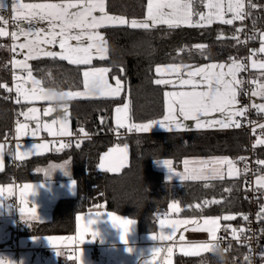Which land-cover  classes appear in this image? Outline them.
<instances>
[{"label": "snow or ice", "instance_id": "6c2138e0", "mask_svg": "<svg viewBox=\"0 0 264 264\" xmlns=\"http://www.w3.org/2000/svg\"><path fill=\"white\" fill-rule=\"evenodd\" d=\"M203 5L207 9L206 12L200 11L198 5ZM4 7L3 0H0V8ZM261 7L253 0H147V11L143 19L128 20L124 16L110 15L106 11L105 0H60L59 3L45 2V3H23L22 0H14L12 4L13 19L16 21H24L27 27L19 26V32L13 31L11 33L14 41L18 40L20 36L24 37V43L19 44L21 50L27 49V55L23 61H13L14 67H19L27 71V78L14 76V80L19 81L15 85L17 93V103L21 99L27 103L33 101H48V98L43 94L44 88L42 82L33 77L28 64L29 59H35L43 55L50 58H59L62 61H67L72 65H91L94 58L100 60L107 59L109 47L105 37L99 31L108 26H123L126 25L133 29L149 30L157 26H166L168 29L180 28L182 26L192 28H205L213 23H220L231 25L234 21H243L245 18L252 15V9ZM99 13L96 15L95 13ZM230 13L231 18H225L226 14ZM0 20H3L0 17ZM5 24L6 20L3 21ZM41 22H46L47 27H40ZM256 20H253V34L246 36L245 41H241L239 33L243 31L242 28L236 29V34L232 39L236 40L237 44L245 43L247 40H260V48L253 49L252 55L257 51L264 53V31H255ZM8 32L5 28L0 27V37L7 36ZM223 33L218 35L217 39H223ZM74 42V43H73ZM59 45L60 51L46 50L44 45ZM15 48V46H14ZM13 48V50H14ZM205 58L207 45L196 44L193 46ZM184 51V49H181ZM251 59V57H249ZM229 63H208L202 66L186 65L183 63H170L163 66H157L155 72L159 78L154 80L156 85L167 86L171 85L174 89L179 87L180 90L165 91L164 104L165 113L162 119H153L147 123L138 124L131 120V106L130 102L124 103L122 107H116L114 110V122L116 130L125 128L131 132H148L154 125L159 124L165 130L172 131H187L190 127L186 124L187 121L195 122V128H240L241 123L235 119L237 116H244L247 108H236L238 103V95L242 88L244 81L238 79L239 73L246 70V65L236 58H229ZM253 69L264 70V62L256 60L251 61ZM111 71L108 67H89L83 71V87L84 91H68L66 95L69 99L82 98H97L99 97H117L124 88L120 78L115 79V87L108 81V73ZM123 71V69H121ZM261 76H264V71H261ZM175 77V79L167 77ZM31 82L32 87L27 88L26 84ZM257 90L252 92L253 96H260L264 98V83H258ZM0 87H7L0 85ZM9 92L11 88L7 89ZM253 107L258 111L264 112V104H253ZM39 110L35 107L28 108L27 111L20 113L24 117L25 122L17 121L16 134L17 137L28 136L36 137L41 131H46L50 136H72V132L68 126V106L63 114H57L48 121H41ZM54 113L52 105L44 108L43 115L45 117ZM214 113H219V119H206ZM27 121H35L34 127L30 126ZM101 123H105L101 117ZM59 124V128L55 129L53 126ZM260 127L264 129V124ZM79 131L87 136L83 128ZM81 141L78 139L75 142V147H80ZM257 144H264V139H258ZM17 150L21 145L17 144ZM72 147V143L60 142L58 147L54 150L59 152L64 149ZM255 147V145H254ZM33 151H25L23 155L38 154L42 151H47L50 148L49 143H35ZM4 145H0V169L3 167ZM241 159H244L241 157ZM128 162V146L127 144L117 145L110 148L108 152L100 157L98 168L106 172H118L127 166ZM158 165H163L169 173L179 176L182 181L198 180L211 181L223 180L225 178L224 165L227 167V175L229 177L238 176L239 169L236 168L235 163L226 158H212L209 160H188L183 161V172H177L173 167L171 159H163L156 161ZM259 165H264V160H258ZM70 161L66 160L60 165H51V168L61 169L65 175H69L68 165ZM38 171H42L38 169ZM245 172L248 171L245 165ZM171 177H169L170 179ZM259 188H264V176H260L256 181ZM76 182L72 181V188L74 189ZM205 187L209 184L205 183ZM33 189V185L25 184L21 191V204L19 208L21 218H24L25 213L30 214L31 219L39 220L35 207L28 206V200L25 199V192ZM226 191H231L226 189ZM34 192V191H32ZM31 192V193H32ZM204 205L218 204V200H206ZM97 207H102L99 205ZM196 207H201L197 205ZM170 208L174 212H179L180 207L176 203H172ZM261 212L264 213V205L261 206ZM104 213L90 211L86 219L87 225L91 226L96 220L91 217H100ZM109 220L114 227L121 230V240L126 241V236L130 232L135 220L129 218H122L112 212L107 213ZM261 216L258 214V219ZM78 225L84 219L81 216L76 217ZM220 219L233 220L235 216L225 215L223 217L204 218L201 224L198 220H166L160 219L159 224L164 226L167 224L171 231L167 235H161V240H173L180 226L193 224L195 227L193 231H207L210 240H220L222 237H217V232L220 230ZM243 219L248 220V216L244 215ZM241 232L243 229L240 230ZM79 242H85V233L88 228L80 227ZM99 233L92 230L90 232L91 238L94 240ZM156 240V236L151 237ZM232 238L239 240V234L235 228L232 229ZM49 244L55 247V242L60 239L56 237L46 238ZM68 241H72L73 237H67ZM180 241L184 240V236H180ZM212 244H189L182 245L181 251L185 255H198L201 250H211ZM131 251V249H129ZM160 248H154L153 255L160 253ZM227 251V249H226ZM251 253V249L249 250ZM169 259L163 264H171L170 257L173 252L172 247L166 249ZM264 258V252L260 253ZM82 251L77 260H81ZM248 264H251L250 256L244 257ZM0 264H4L0 261ZM149 264V262H147Z\"/></svg>", "mask_w": 264, "mask_h": 264}, {"label": "trees", "instance_id": "16d2710c", "mask_svg": "<svg viewBox=\"0 0 264 264\" xmlns=\"http://www.w3.org/2000/svg\"><path fill=\"white\" fill-rule=\"evenodd\" d=\"M261 6L252 9V19L256 27L264 29V0H257ZM147 0H107L108 10L123 14L128 18L142 17L146 12ZM108 40V57L96 60L95 63L111 67V75H119L125 83V91L120 98H80L71 101V119L73 132L83 128L91 135L79 138L80 147H75L78 139H72V147L67 154L73 158L75 175L78 179V194L73 198L61 200L54 220L37 225L36 231L54 233L72 231L76 214L90 207L104 205L106 208L129 215L138 222L142 232L154 230L160 210L167 207L171 200L178 199L182 204H192L196 200L214 195H224V200L215 206L226 209H238L247 212L250 201L246 196L244 180H211L209 182L188 180L171 181L164 172L156 168L159 158H171L176 163L190 155H208L221 152L215 144L228 134L214 131L203 132H154L137 133L114 137L127 143L131 149L129 165L118 173L102 171L98 168L101 152L116 142L111 134L114 107L123 100L131 106V119L143 122L156 119L164 114V88L156 85L155 65L158 63L180 60L204 61L212 58H227L237 55L245 58L246 50L236 40L231 39L226 52L216 51V32L214 28H175L166 26L155 28L133 29L126 25L104 28ZM200 41H207L206 55H201L193 46ZM6 38H0V139L11 137L14 117L18 105L8 98L11 69L9 49ZM221 47V45H220ZM184 49V51H181ZM35 74L44 86L49 84L62 89L81 88L83 86L82 66L72 65L57 58H37L33 62ZM123 69V71H121ZM101 117L105 123H101ZM230 134V133H229ZM244 137V134H241ZM242 142V153L247 142V134ZM242 141V139H241ZM44 156L37 159L45 160ZM50 156V154H49ZM10 167V166H9ZM9 179L10 173H4ZM205 183L209 187H205ZM230 184V191L225 188ZM135 205L132 206V205ZM264 221V218H263ZM20 226L18 234L23 231ZM34 231V230H33ZM245 249L235 244L226 251L239 264H245ZM214 254L193 257H178V264H196L204 261H215Z\"/></svg>", "mask_w": 264, "mask_h": 264}, {"label": "crops", "instance_id": "0c3cea01", "mask_svg": "<svg viewBox=\"0 0 264 264\" xmlns=\"http://www.w3.org/2000/svg\"><path fill=\"white\" fill-rule=\"evenodd\" d=\"M14 0H3L4 7L0 8L3 11V20H6L7 23L0 24V27H3L7 30L8 35L3 36L0 38H6L7 39V46L9 49V53L13 51V54L9 57V63H10V69H11V79L13 81V87L15 90V85L19 81L14 80V76H19L22 79L27 78V71L13 66V61H23L25 59V56L27 55L28 50L23 49L21 50L19 48L20 43H24V37L20 36V38L16 41L12 39L11 33L13 31L19 32V26L22 25L24 27H27L26 22L24 21H17L18 25L15 27H12L8 24L9 20H14L13 16L14 13L12 12V4ZM23 3H45V2H52V3H59L60 0H22ZM106 4V11L110 15L115 16H124L126 19H143L146 15L145 14L142 17H134V18H128L127 16L123 14H117L112 13L108 10L107 7V0H105ZM198 8L200 11L207 10L203 7V5H198ZM147 11V8H146ZM96 15H99V13H95ZM225 18H231V14H226ZM16 21V20H15ZM40 27H47L46 22H41L39 25ZM240 21H234L231 25L226 24H220L218 22L211 24L210 26H207V28H214L216 32H213L215 36V44H219L217 46L216 51L218 53L220 52H226L227 51V44L232 39V36L236 34V29L240 28ZM181 28H187L186 26H182ZM206 28V27H205ZM102 35L105 37L107 43V37L104 32V28L99 30ZM261 31H264L262 29ZM223 33L224 38L221 40H218L217 37ZM74 43V42H73ZM197 44H207V41H198ZM221 45V47H220ZM15 46V48H14ZM46 50L50 51H56L59 52L60 48L59 45H44ZM14 48V50H13ZM260 48V40L253 46L252 50H258ZM252 52V51H251ZM46 56H39L38 58H44ZM108 57V56H107ZM236 58L243 62L249 69L251 70V73L253 77L256 78V81L258 83H264V76H261L260 69H253L251 67V61L256 60L258 62H264V53H260L259 51L256 52L255 55L250 54L248 60L246 61L241 56L233 55L229 56L227 58L219 57V58H212V59H206L204 61H196V60H180V61H174V62H165V63H158L155 65V69L157 66H163L170 63H183L186 65H193V66H202L208 63H229V58ZM37 59V58H35ZM35 59H29L27 62L30 66V70L32 72V75L35 79L40 80L41 79L35 74L34 68H33V62ZM96 60H100L99 58H94L91 65H80L82 66V76L83 71L87 70L89 67H108L111 69L110 66L106 64L101 63H95ZM66 61V60H65ZM156 73V72H155ZM120 78L122 81V84L124 85L123 90L121 91L120 95L117 97H99L97 94V98H120L124 94L125 91V83L123 79L117 75L114 74L111 75V71L108 73V81L110 84H112L115 87V79ZM159 78L156 73V79ZM175 79V77H167ZM238 79H242L244 81L245 74L244 72L239 73ZM42 82V81H41ZM42 86H44L42 84ZM27 88H31L32 84L31 82L26 84ZM46 87V86H44ZM64 91H84V87L81 88H68L63 89ZM173 90H180L179 87L174 89L171 85H167L164 88L165 91H173ZM257 90V84H255L254 88L250 91V97L252 99L253 104L259 105L264 104V98H261L260 96H253L252 92ZM16 91V90H15ZM82 97H78L75 99H80ZM238 99V97H237ZM74 99L69 100L68 102V126L72 132V119H71V101ZM129 102L127 99L123 100L122 102H119L114 107V110L116 107H122L124 103ZM15 103L18 105V114H20L23 111H27L28 108L35 107L39 110L38 115L41 119V121H48L50 122L51 119L56 115V113H52L49 116L45 117L43 115V110L46 107H49V102L47 101H33L32 103H27L21 99L20 103H17V93H16V99ZM236 108H241V105L238 101ZM165 113V111H164ZM164 115V114H163ZM162 116L156 118V119H162ZM21 118L17 119L14 123L13 127V133L11 137L7 139H0V145H4V156H3V167L0 169V261H3L4 264H163V262L167 261L169 259L168 254L166 252V249L168 247L173 248L172 255L170 257L171 264H178V257H193V256H200V255H208L213 254L211 250L204 251L201 250L198 255H185L184 252L181 251L182 245H189V244H211L215 242V240H210L209 233L207 231H193L192 229L195 227L193 224L183 225L180 226L178 231L176 232L175 237L173 240H161L159 237L163 235H167L171 229L167 224L164 226H161L159 224L160 219H166V220H198L200 223H203L204 218H215V217H223L225 215H232L235 216V219L233 220H223L220 219L219 224L220 228L224 225H232L238 233H240L242 226V217L245 214V211L238 210V209H226L224 207H218L215 206V204H209L204 205V201L206 200H218L222 202L224 200V195H214V196H208L201 200H196L192 204L184 205L180 200L174 199L171 200L167 207L160 210L157 214L156 218V227L154 230L142 232L139 229L138 222L135 218L119 213L115 210H111L106 208L104 205L102 207L93 206L88 208L87 210H84L82 212H78L76 214L77 216H81L82 219L79 222H77V219L75 217L74 221V228L72 231H63V232H54V233H41L39 231H36L37 225L40 223H46L54 220L57 213V208L61 200L67 199V198H73L78 194V179L75 175V169H74V162L73 158L70 154H67L69 151V148L64 149L62 151H55L54 147H58L60 142H71V140H68L70 136L62 137V136H50L46 131H41L38 136L32 137L31 135L28 136H20L17 137L16 134V126L17 121L25 122L24 117L20 115ZM114 111L112 115V126H115L114 122ZM238 117V116H237ZM235 117V119H237ZM220 114L214 113L212 116L207 117L206 119H219ZM256 118L259 120V124H264V112H260L257 109ZM132 120V119H131ZM153 120V119H152ZM150 120L143 121V122H135L132 120L133 123L143 124L147 123ZM30 126L34 127L35 121H27ZM186 124L188 127H190V130L187 131H172V132H203V131H214V132H222L228 134L226 137L223 138L222 142L218 141L215 146L217 149H221V152L214 153V154H208V155H190L186 156L182 159L180 163H176L171 158H159L156 161L163 160V159H171L173 161V167L177 172H183V161L185 159L188 160H209L212 158H223L226 157L230 160H232L235 163V166L237 169H239L240 174L238 176L229 177L227 175V165L225 164L224 172H225V178L224 179H232L235 181L243 180V168L241 164V157L243 155L242 153V142L245 139V134H247L242 129H234V128H220V127H214V128H201L197 129L195 128V122L193 121H187ZM55 129L59 128V124L53 126ZM154 132H164L169 133V131L162 128L159 124L154 125L153 128L148 132H137V133H154ZM230 133V134H229ZM244 134V137L243 135ZM114 138V136L112 137ZM242 139V141H241ZM258 139H264V129L263 133L255 138V145L257 149V159L258 160H264V144H257ZM116 142L108 146L105 150H103L99 156L98 164L100 161V157L108 152L110 148H114L117 145H120L121 147L127 143H123L118 141L119 139L114 138ZM35 143H49L50 148L47 151H42L38 154H29L27 156L23 155L25 151H33L34 148L33 145ZM17 144L21 145L20 149L17 150ZM128 146V162L127 165L130 163L131 159V149L130 146ZM50 154V156H49ZM45 160L37 159L38 156H44ZM16 159L17 160V166L14 167L11 162ZM70 161V164L68 165V171L69 175H65L64 172L59 168H51V165H60L63 164L64 161ZM155 161V166L159 170L164 172V175L166 179L171 181H182L179 176L173 175L168 172V170L163 165H158ZM10 166V167H9ZM261 170L256 176L257 178L260 176H264V165H260ZM38 169L42 171H38ZM122 170V169H121ZM120 170V171H121ZM118 171V172H120ZM10 173L9 179H4L2 176L4 173ZM118 172H112V173H118ZM169 177H171L169 179ZM72 181L76 182V186L73 189L72 188ZM209 182V181H205ZM30 184L33 185V189L29 190L28 192H25V199L28 200V206L29 207H35L37 211V215L39 217V220L37 219H31L29 213H25L24 218H21V214L19 212V208L23 205L21 204V191L23 189V185ZM235 188L232 187L230 184L226 186V189H232ZM34 191V194H29ZM230 191V193H231ZM11 195L16 196V203H10L8 201V197ZM172 203L178 204L180 207V211L174 212L171 210L170 205ZM197 205H201V207H196ZM263 205H264V197H263ZM90 211L92 213L100 212L104 213L100 217H91L92 219H95L97 223L94 225L89 226L86 223V219L89 216ZM112 212L115 215H118L122 218H129L135 220V224L132 226L130 232L126 236V243L121 240V230L117 227H114L111 223V221L108 218L107 213ZM264 218V213H263ZM22 221L25 222L23 224V231L21 233H17V228L22 224ZM80 227L88 228V232L85 233V242L80 243L79 242V232L78 229ZM34 230V231H33ZM94 230L99 233V235L93 240L90 236V232ZM156 236L157 239L153 240L151 237ZM184 236V240L180 241V236ZM218 235V232H217ZM48 237H56L60 238L55 242V247L51 246L46 238ZM67 237H73L72 241H68ZM238 243L232 244L229 248H233V246ZM240 245V244H239ZM241 246V245H240ZM154 248H160L161 251L158 255H153L152 251ZM131 249V251H129ZM94 250L98 251V257L97 259H94L92 257V252ZM82 251V258L81 260H77L76 257L79 256L80 252ZM196 264H220L219 260L215 261H204L199 262ZM227 264H239L237 261H233L231 257L227 258Z\"/></svg>", "mask_w": 264, "mask_h": 264}, {"label": "built area", "instance_id": "2783aa9c", "mask_svg": "<svg viewBox=\"0 0 264 264\" xmlns=\"http://www.w3.org/2000/svg\"><path fill=\"white\" fill-rule=\"evenodd\" d=\"M257 0H253V3H256ZM0 17L3 18V11L0 9ZM4 20H0V24L4 23ZM8 24L12 27L18 25V22L15 20H9ZM240 28L243 29L242 32L239 33V38L241 41H245L246 36H250L253 34V19L251 16L245 18L243 21H240ZM255 31L258 33L260 30L255 25ZM259 41V37L257 36L256 39L247 40L245 43H241V45L246 50L245 60L247 61L250 54L252 53L253 46ZM13 54V51L10 52V56ZM245 74L244 84L240 89V94L238 95V101L241 107L247 108V112L244 116H238L237 120L240 121L241 127H231L234 129H242L247 133V142L245 143L244 149L245 152L243 153L241 159V164L243 168V180L246 185V196L250 201V206L247 212L244 215L248 216V220L245 221L242 217V226L243 231L238 233L239 240L232 238V229L234 228L232 225H224L218 231L217 237H222L220 239L222 246L225 249H228L232 244L238 243L244 247L245 251L243 256H250L251 264H264V258L261 257L260 253L264 252V221H263V213L261 212V206L263 205V197H264V188H259L256 183V176L260 172L261 167L257 163V149L255 145V138L260 136L263 133V129L260 127L259 120L256 118L257 108L253 107V102L250 97V91L254 88L255 84L252 81H256V78L253 77L251 70L249 67L246 66V70L243 71ZM9 88L12 89L11 92L8 93V98L15 104L16 99V91L13 87V81L9 79ZM20 114L14 117L13 122L17 119H20ZM132 132H136L135 130L129 132L127 129L122 128L116 130L113 128L111 130V134L114 137H120ZM91 135V133H87V136ZM85 136L80 131L75 132L72 136L69 137L68 140L72 139H79ZM255 145V147H254ZM11 164L16 167L17 160L14 159ZM245 165H247L248 171L245 172ZM8 201L10 203H16V196L11 195L8 197ZM258 214H260L261 218L258 219ZM25 222L22 221L23 225ZM20 226L17 228V232L19 231ZM216 241V240H215ZM252 250L251 253L249 250ZM92 257L97 259L98 251L94 250L92 252ZM245 264H248L246 261Z\"/></svg>", "mask_w": 264, "mask_h": 264}, {"label": "clouds", "instance_id": "9594fccd", "mask_svg": "<svg viewBox=\"0 0 264 264\" xmlns=\"http://www.w3.org/2000/svg\"><path fill=\"white\" fill-rule=\"evenodd\" d=\"M42 87L44 88L43 94L48 98V101L52 105L54 112L58 116L62 115L64 110L67 108L68 102L70 100L66 95V91H64L61 87L53 86L51 84L46 87ZM32 194H34V192L30 193L29 196ZM132 206L135 207L134 204ZM95 223H97V221H95L92 225H94ZM211 244V251L218 258L220 264H227L226 249L222 246L221 241L216 240Z\"/></svg>", "mask_w": 264, "mask_h": 264}, {"label": "rangeland", "instance_id": "374dc122", "mask_svg": "<svg viewBox=\"0 0 264 264\" xmlns=\"http://www.w3.org/2000/svg\"><path fill=\"white\" fill-rule=\"evenodd\" d=\"M207 10H205L204 12H206Z\"/></svg>", "mask_w": 264, "mask_h": 264}]
</instances>
